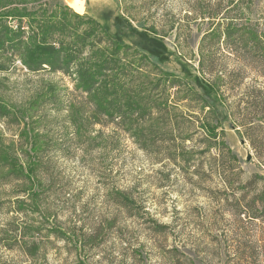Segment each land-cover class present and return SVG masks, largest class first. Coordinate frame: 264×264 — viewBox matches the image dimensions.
Here are the masks:
<instances>
[{
  "label": "rangeland",
  "instance_id": "374dc122",
  "mask_svg": "<svg viewBox=\"0 0 264 264\" xmlns=\"http://www.w3.org/2000/svg\"><path fill=\"white\" fill-rule=\"evenodd\" d=\"M82 1V14L108 26L125 13L134 19L135 28L141 21L167 32L158 44L164 53L160 66L193 86H200L196 52L211 22L222 23L228 17L242 27L250 19L264 32L263 0H241L235 7L237 0ZM56 3L66 4L65 0H0V42L5 41L0 44V149L14 147L24 161L31 150L26 139L38 138L36 131L41 140L51 137L60 143L65 110L58 118L44 120L41 115L51 106L37 108L32 101L47 87L43 84H55L57 90L66 88L68 81L60 74L30 73L11 53L10 26L16 29L19 21L12 20L10 9L41 4L52 8ZM20 25L28 30L26 19ZM128 32L123 28V34ZM124 39L131 41L130 36ZM152 49L157 56L156 46ZM253 56H239L244 60L238 62L245 70L244 91L256 82L264 85L258 75L262 67ZM235 59L229 54V70ZM197 126L195 121L191 129ZM102 130L107 139L101 138L99 147L82 151L74 145L65 154L47 150L52 161L39 175L45 184L38 207L26 203L24 211H17L15 201L22 198L19 190L25 182L4 177L0 170V264H264V211L257 207L262 215L258 218L238 214L242 202L251 204L252 198L260 197L264 204V179H258L264 168L236 131L224 126L225 140L238 162L226 151L202 154V137L193 131L185 143L186 162L179 163L165 153L141 149L119 132L113 138L118 145L112 147L108 136L112 129ZM113 190L126 193L132 200L129 206L113 197ZM96 229L100 237L95 241L100 243L94 247ZM64 231L85 233V246L75 237L61 238Z\"/></svg>",
  "mask_w": 264,
  "mask_h": 264
},
{
  "label": "trees",
  "instance_id": "16d2710c",
  "mask_svg": "<svg viewBox=\"0 0 264 264\" xmlns=\"http://www.w3.org/2000/svg\"><path fill=\"white\" fill-rule=\"evenodd\" d=\"M125 2L123 0V4ZM239 3L241 0H237L234 7ZM10 17L19 21L16 29L10 26V51L19 57L27 71L60 74L69 83L66 88L57 90L53 87L57 86L55 84H43L47 87L32 101L37 108L47 103L51 106L50 111L41 115L42 119L51 121L65 110L66 114L61 118L63 137L60 143L51 137L47 141L41 140L40 132L36 131L38 138H25L26 144L31 141L26 161L19 158L14 147L2 146L0 149L3 176H11L14 181L26 185L19 190L22 198H16L14 207L17 211H24L26 203L34 207L39 205L45 184L39 175L52 161L47 150L65 154L74 145L82 151L99 147L105 134L102 129L108 127L112 129L108 135L112 147L118 145L113 138L119 132L141 149L165 153L169 160L179 163L186 162L183 156L188 152L185 143L196 131L202 137V154L211 150L226 151L238 162L236 153L225 140L224 126L227 125L248 142L264 168V85L256 82V86H248L244 91L241 85L245 70L238 63L244 62L239 56L253 53V58L262 67L258 75L264 79V32L255 28L250 19L245 20L242 27H237L234 19L228 17H224L222 23H210L196 52L197 71L202 77L197 79L200 86H193L187 79L160 66L164 53L158 44L167 37V32L141 21L134 24L135 28L134 19L125 13L114 18L113 26L79 14L61 3L52 8L45 4L12 8ZM23 19H26L27 31L20 25ZM84 23L86 28L80 29ZM125 27L130 32L123 34ZM127 36L131 41H125ZM154 45L160 49L157 56L152 49ZM175 45L179 47V39ZM229 54L236 56L232 70L228 69ZM239 95L235 101L233 97ZM13 115L18 119L16 113ZM195 121L198 126L191 129ZM255 177L257 175L252 177L254 181ZM258 179L262 180L264 176L258 174ZM111 195L124 206H129L132 201L119 190L111 191ZM252 199L251 204L242 202L238 214L252 218L262 216L256 211L258 206H261L259 211H264L261 198ZM85 235L64 231L60 237L65 240L75 237L84 247ZM92 237L94 247H97L100 242L95 240L100 237L99 229L93 230Z\"/></svg>",
  "mask_w": 264,
  "mask_h": 264
},
{
  "label": "bare ground",
  "instance_id": "6f19581e",
  "mask_svg": "<svg viewBox=\"0 0 264 264\" xmlns=\"http://www.w3.org/2000/svg\"><path fill=\"white\" fill-rule=\"evenodd\" d=\"M65 3L79 14H82L84 12V5L82 0H65Z\"/></svg>",
  "mask_w": 264,
  "mask_h": 264
},
{
  "label": "water",
  "instance_id": "95a60500",
  "mask_svg": "<svg viewBox=\"0 0 264 264\" xmlns=\"http://www.w3.org/2000/svg\"><path fill=\"white\" fill-rule=\"evenodd\" d=\"M249 159H250V155H247L246 160H249Z\"/></svg>",
  "mask_w": 264,
  "mask_h": 264
}]
</instances>
